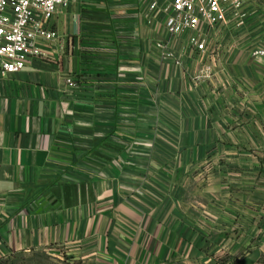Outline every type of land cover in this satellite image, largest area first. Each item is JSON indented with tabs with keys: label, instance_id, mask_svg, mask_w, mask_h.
Returning a JSON list of instances; mask_svg holds the SVG:
<instances>
[{
	"label": "crops",
	"instance_id": "obj_1",
	"mask_svg": "<svg viewBox=\"0 0 264 264\" xmlns=\"http://www.w3.org/2000/svg\"><path fill=\"white\" fill-rule=\"evenodd\" d=\"M246 14L196 57L140 0L57 11L0 75V264H264V0Z\"/></svg>",
	"mask_w": 264,
	"mask_h": 264
},
{
	"label": "built area",
	"instance_id": "obj_2",
	"mask_svg": "<svg viewBox=\"0 0 264 264\" xmlns=\"http://www.w3.org/2000/svg\"><path fill=\"white\" fill-rule=\"evenodd\" d=\"M80 1L0 0V75L19 73L29 59L39 57L38 44L55 38L47 24L59 9L68 10ZM140 1L150 16L148 24L163 18L169 38H184L188 55L201 57L215 53L214 41L220 28L225 29L227 38L230 32L235 34L243 28L247 7L259 0ZM250 56L264 62V45L254 48ZM194 80L198 82L199 78Z\"/></svg>",
	"mask_w": 264,
	"mask_h": 264
},
{
	"label": "rangeland",
	"instance_id": "obj_3",
	"mask_svg": "<svg viewBox=\"0 0 264 264\" xmlns=\"http://www.w3.org/2000/svg\"><path fill=\"white\" fill-rule=\"evenodd\" d=\"M230 33H231V37L229 38V40H234L235 34L233 32H230ZM218 35L219 34L216 35L217 37L215 38L214 43L216 42V40L219 41V38L220 37ZM21 264H56V263H55V261L53 259H50V258H48L46 256H43V255H35L32 258H29L28 260H26L24 263H21ZM74 264H81V263H74Z\"/></svg>",
	"mask_w": 264,
	"mask_h": 264
}]
</instances>
